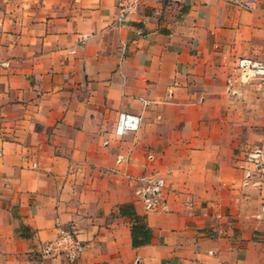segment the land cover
<instances>
[{
    "label": "crops",
    "instance_id": "crops-1",
    "mask_svg": "<svg viewBox=\"0 0 264 264\" xmlns=\"http://www.w3.org/2000/svg\"><path fill=\"white\" fill-rule=\"evenodd\" d=\"M240 1L0 0V264H264V81L227 91L264 0ZM152 173L167 212L134 196ZM63 229L84 249L42 256Z\"/></svg>",
    "mask_w": 264,
    "mask_h": 264
},
{
    "label": "built area",
    "instance_id": "built-area-1",
    "mask_svg": "<svg viewBox=\"0 0 264 264\" xmlns=\"http://www.w3.org/2000/svg\"><path fill=\"white\" fill-rule=\"evenodd\" d=\"M230 1V0H222ZM234 1V0H231ZM142 0H117L119 8V21H123L128 15L134 13ZM258 0H242L238 3L239 7L245 10H251L256 7ZM236 79L227 81V91L232 93L235 82L241 84L249 83L254 80L264 81V62L242 57L239 58L234 67ZM141 125V116L130 112H120L114 127V134L121 138L128 133L139 130ZM260 151L255 150L248 155L249 160L257 162L260 159ZM151 159V156H149ZM125 161L123 155H118L116 164ZM133 183V193L138 202H140L146 212H167L169 211L167 198L162 193L165 189L164 179L157 174L141 176L140 178H129ZM84 249L83 243L78 240L74 232L69 229L60 230L57 237L43 244L41 248L42 256H64L68 260H74L78 254ZM212 254V252H209Z\"/></svg>",
    "mask_w": 264,
    "mask_h": 264
},
{
    "label": "trees",
    "instance_id": "trees-1",
    "mask_svg": "<svg viewBox=\"0 0 264 264\" xmlns=\"http://www.w3.org/2000/svg\"><path fill=\"white\" fill-rule=\"evenodd\" d=\"M129 214L132 217V219L137 220L138 217H137V215L134 212H131ZM145 234H146V231H143L142 232V236L145 237ZM134 244H135V240H134Z\"/></svg>",
    "mask_w": 264,
    "mask_h": 264
}]
</instances>
